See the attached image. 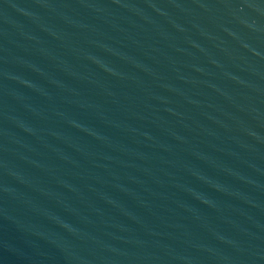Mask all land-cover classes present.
Segmentation results:
<instances>
[{
	"label": "water",
	"instance_id": "water-1",
	"mask_svg": "<svg viewBox=\"0 0 264 264\" xmlns=\"http://www.w3.org/2000/svg\"><path fill=\"white\" fill-rule=\"evenodd\" d=\"M0 264H264V0H0Z\"/></svg>",
	"mask_w": 264,
	"mask_h": 264
}]
</instances>
